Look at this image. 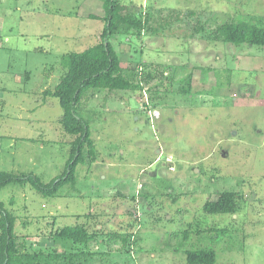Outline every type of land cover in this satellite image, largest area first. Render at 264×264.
I'll return each instance as SVG.
<instances>
[{"label":"rangeland","instance_id":"374dc122","mask_svg":"<svg viewBox=\"0 0 264 264\" xmlns=\"http://www.w3.org/2000/svg\"><path fill=\"white\" fill-rule=\"evenodd\" d=\"M118 3L149 22L110 40L120 66L152 79L142 91L83 94L94 162L76 167L74 186L0 189L19 250L49 252L54 232L83 224L103 230L88 244L92 264H187L196 243L213 247L215 264H264V47L215 37L223 23L263 17L264 0ZM103 16L101 0H0V171L43 184L62 174L74 137L43 92L63 75V55L100 42ZM222 191L238 195L237 213H203ZM119 232L132 235L126 252L109 237Z\"/></svg>","mask_w":264,"mask_h":264},{"label":"trees","instance_id":"16d2710c","mask_svg":"<svg viewBox=\"0 0 264 264\" xmlns=\"http://www.w3.org/2000/svg\"><path fill=\"white\" fill-rule=\"evenodd\" d=\"M101 1L104 26L100 42L81 53L63 55L61 57L63 75L60 76L52 92H43L46 96L58 100L63 110L60 120L61 128L74 137L70 157L65 163L62 174L48 184H43L33 174L17 176L0 171V189L11 183H29L33 189L42 194L56 196L62 187L74 186L76 167L85 162L88 164L94 162L93 157H89L94 153L89 126L87 121L78 114V106L83 94L87 90L142 91V85L152 79L151 73H148L143 76L141 74L139 80H135L133 73L126 72L120 66V60L110 43V40L119 32L128 34L131 30L138 32L146 30L149 24L148 17L141 20L123 14L118 0ZM215 32L216 38L237 47L243 44L264 47V16L248 21L237 20L223 23L216 28ZM189 82L190 79L186 83L187 89H183L182 92L190 96ZM151 107L156 108L157 105L152 103ZM201 209L203 213L211 216L235 215L239 209L238 195L232 191H222L217 194L215 200H206ZM87 216L84 217L87 218ZM15 220V216L5 210L0 203V264H92L98 257V253L89 250L88 244L103 234V230L97 228L99 225L92 230L83 224L64 226L51 235L53 247L49 252L41 249L21 252L14 234ZM109 237L113 241L119 239L121 248L124 250H130L134 244L130 241L132 235L127 233H112ZM196 244L183 251L186 263L215 264L216 252L213 247ZM80 245L84 246V250L79 251Z\"/></svg>","mask_w":264,"mask_h":264},{"label":"water","instance_id":"95a60500","mask_svg":"<svg viewBox=\"0 0 264 264\" xmlns=\"http://www.w3.org/2000/svg\"><path fill=\"white\" fill-rule=\"evenodd\" d=\"M105 46H106V44H105Z\"/></svg>","mask_w":264,"mask_h":264},{"label":"crops","instance_id":"0c3cea01","mask_svg":"<svg viewBox=\"0 0 264 264\" xmlns=\"http://www.w3.org/2000/svg\"><path fill=\"white\" fill-rule=\"evenodd\" d=\"M2 151V150H1Z\"/></svg>","mask_w":264,"mask_h":264}]
</instances>
